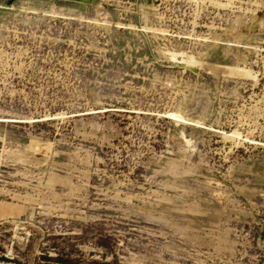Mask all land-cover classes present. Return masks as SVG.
<instances>
[{
	"label": "rangeland",
	"instance_id": "1",
	"mask_svg": "<svg viewBox=\"0 0 264 264\" xmlns=\"http://www.w3.org/2000/svg\"><path fill=\"white\" fill-rule=\"evenodd\" d=\"M0 264H264V0H0Z\"/></svg>",
	"mask_w": 264,
	"mask_h": 264
},
{
	"label": "bare ground",
	"instance_id": "2",
	"mask_svg": "<svg viewBox=\"0 0 264 264\" xmlns=\"http://www.w3.org/2000/svg\"><path fill=\"white\" fill-rule=\"evenodd\" d=\"M201 1V0H200ZM236 134V136H239L240 137V135L236 132L235 133ZM225 137H227V138H233V137H236L235 135H232V136H229V135H224Z\"/></svg>",
	"mask_w": 264,
	"mask_h": 264
}]
</instances>
